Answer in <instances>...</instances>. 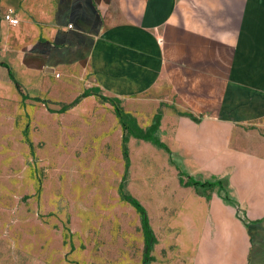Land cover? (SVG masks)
I'll use <instances>...</instances> for the list:
<instances>
[{"label":"crops","instance_id":"0c3cea01","mask_svg":"<svg viewBox=\"0 0 264 264\" xmlns=\"http://www.w3.org/2000/svg\"><path fill=\"white\" fill-rule=\"evenodd\" d=\"M10 10L16 25L3 18ZM65 88L78 94L58 101ZM86 90L121 99L144 129L162 111L172 155L132 137L126 181L157 236L154 259L264 264V0H0V152L20 108L33 118L28 100L61 108ZM89 104L111 113L90 115L121 138L97 95L67 111ZM180 170L226 179L231 201L181 185ZM120 180L103 198L121 199Z\"/></svg>","mask_w":264,"mask_h":264},{"label":"rangeland","instance_id":"374dc122","mask_svg":"<svg viewBox=\"0 0 264 264\" xmlns=\"http://www.w3.org/2000/svg\"><path fill=\"white\" fill-rule=\"evenodd\" d=\"M77 94L65 88L56 98ZM27 103L33 118L20 108L17 133L3 138L0 152V264H144L140 213L120 197L103 198L111 196L106 184L123 179L124 149L122 137L90 114L111 113L92 104L63 113L55 112L59 105ZM129 142L130 157L139 149Z\"/></svg>","mask_w":264,"mask_h":264},{"label":"trees","instance_id":"16d2710c","mask_svg":"<svg viewBox=\"0 0 264 264\" xmlns=\"http://www.w3.org/2000/svg\"><path fill=\"white\" fill-rule=\"evenodd\" d=\"M10 76L13 80H15L12 73H10ZM17 87L19 89V92L23 95L24 98L27 96L24 95L22 92L21 86L18 82H16ZM97 95L101 101L105 103H109L114 107V111L116 116L119 118V122L123 128V135H122V146H123V155L125 160V172L123 179L119 185V192L121 199L123 201H126L130 203L139 213L141 216V225L142 229L144 230V258L143 262L144 264H150V262L154 261V256L152 255V251L154 248V245L157 243L158 239L154 232V230L151 227L150 224V218L148 215V212L145 208V206L140 202L138 198H136L134 195H132L130 192L126 190V181L127 176L129 172V166H130V157H129V147L128 142L129 140L134 137L136 139L149 141L152 144L165 149L168 153L172 155L171 150L169 149L168 145L163 142L160 138V125H161V118H162V111L159 110L158 113L155 115V120L151 126L144 129L140 127V125L137 123V120L134 118V116H131L129 113H127L122 105H121V99L117 97H109L104 96L100 94L97 91L94 90H86L84 91L80 96H78L75 101L69 104H64L58 112H65L68 109L74 107L76 104H78L82 98L87 97L89 95ZM36 100L43 101L44 103H47L45 100H40L36 98ZM179 178L180 183L183 186H193L197 193L201 196H205L206 198H210L211 195L214 193L215 190H218V192L224 196V198L227 201H231V196L228 190V181L224 178H214L210 180H204L201 177L198 176H192L189 174H186L182 170L179 171Z\"/></svg>","mask_w":264,"mask_h":264},{"label":"built area","instance_id":"2783aa9c","mask_svg":"<svg viewBox=\"0 0 264 264\" xmlns=\"http://www.w3.org/2000/svg\"><path fill=\"white\" fill-rule=\"evenodd\" d=\"M4 20H6L7 22H9L10 24L16 25L19 22V19L13 15V12L10 10L8 12H6L3 15Z\"/></svg>","mask_w":264,"mask_h":264}]
</instances>
